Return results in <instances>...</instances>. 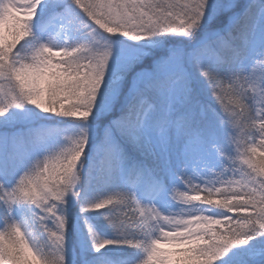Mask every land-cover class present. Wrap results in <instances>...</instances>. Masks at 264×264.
I'll use <instances>...</instances> for the list:
<instances>
[{"label":"snow or ice","instance_id":"obj_1","mask_svg":"<svg viewBox=\"0 0 264 264\" xmlns=\"http://www.w3.org/2000/svg\"><path fill=\"white\" fill-rule=\"evenodd\" d=\"M0 264H264V0H0Z\"/></svg>","mask_w":264,"mask_h":264}]
</instances>
